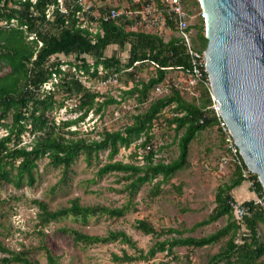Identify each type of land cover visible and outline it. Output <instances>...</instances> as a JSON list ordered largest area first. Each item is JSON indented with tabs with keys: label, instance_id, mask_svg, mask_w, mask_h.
<instances>
[{
	"label": "trees",
	"instance_id": "obj_1",
	"mask_svg": "<svg viewBox=\"0 0 264 264\" xmlns=\"http://www.w3.org/2000/svg\"><path fill=\"white\" fill-rule=\"evenodd\" d=\"M189 9L194 12L199 0H188ZM58 0H0V21L5 24L0 26V68H9L5 73L0 72V129L7 130L0 137V185L3 183L22 187L25 183L33 185L37 180L39 162L48 157L49 164L61 167L67 174L71 166L85 155L88 164L100 159V153L108 151V161L101 165L96 175L98 178L117 171L125 174L130 180L125 185L130 202L123 206L83 205L78 198L70 201V205L51 209L45 201L36 200L39 207L41 226L45 227L50 222L67 217L87 218L92 215L108 214L112 217H122L131 207L134 196L146 183H152L161 176L154 189V194L160 193V185L168 181L177 172L188 168L190 145L202 130L218 124V116L213 108L210 89L203 91L200 103L185 98L182 91L173 86L168 94L153 97L152 92L165 81L168 73L182 68L189 70V59L186 48L181 39L171 36L165 39L156 33L127 31L122 24L115 21L100 22L96 32L82 26L77 14L82 6L76 3L73 9L68 5L62 11ZM50 6H54L52 14L48 17ZM195 43L199 41V48L206 49L208 39L205 34V21L198 17L194 24ZM33 34L32 38H29ZM118 44L121 48L129 44V56L123 62L117 54L107 55L109 45ZM56 54H75L80 64H75L80 71L90 72L93 68L94 76L99 74V68L109 73L122 72L129 76L127 83L132 86L123 90L125 98L134 97L136 102H148L146 110L132 116L133 121L118 130H103L99 138H86L78 135L77 129H71L79 120L65 119L57 121L51 113L63 107L64 102L56 98L60 88L69 93L80 96L78 109L84 111L80 119H84L97 104V111H102L107 104L118 103L119 100L110 97L99 103V92H92L74 74H69L62 68L63 62L49 63ZM90 55L93 63L90 64L83 55ZM153 62L158 66L155 73L148 79L136 77V72L145 65ZM54 78V88L46 90L43 86ZM173 105V115L168 123L174 126L179 135V155L169 162L155 160L157 150L151 144L153 140L152 129L163 109ZM26 132L32 138L25 142L22 135ZM145 137L139 144L145 149L144 163L125 162L115 160V156L122 147H130L139 139ZM134 156H139L136 150ZM245 164L236 166L235 173L230 182L219 184L215 195L216 206L213 211L201 221L195 223L189 230L209 225L227 216L225 225L215 231L197 237L184 235V229L168 227L158 230L150 221L139 219L136 228L145 234L162 236L177 234L171 238L160 240L153 245L147 254L133 256L124 251L123 255L113 254L116 262L132 261L140 257L154 256L159 251L173 252L177 246L201 248L215 244L224 237H228L224 248L212 254L207 264H256L264 255V242L258 233L259 222H264L263 208L256 206L253 199L240 203L252 206L253 213L245 218V226L238 222L231 204L236 201L233 190L240 187L246 179L252 181L250 190L263 196L264 188L258 176L251 174L245 177L243 169ZM66 176L63 177L65 180ZM65 233H70L76 242L85 245L106 243L120 239L130 245L135 242L124 231H111L107 236L90 235L73 228H62ZM241 242H237V236ZM49 264H59L48 246H44ZM0 250L5 254L1 259L3 264L18 262L20 264H38L33 260L28 251H13L4 247L0 241Z\"/></svg>",
	"mask_w": 264,
	"mask_h": 264
},
{
	"label": "rangeland",
	"instance_id": "obj_2",
	"mask_svg": "<svg viewBox=\"0 0 264 264\" xmlns=\"http://www.w3.org/2000/svg\"><path fill=\"white\" fill-rule=\"evenodd\" d=\"M62 11L68 9L70 5L73 9L75 0H58ZM130 0H82L86 12L80 18L84 26H89L93 31L97 30L98 22L93 20L99 11L107 7H123ZM54 6H50L48 17L52 14ZM198 12L197 6L194 9L195 15ZM195 24L198 17H192ZM5 24L0 21V26ZM124 25V23H122ZM197 29L195 28V33ZM175 31L168 29L163 33L164 38L175 36ZM33 34L29 38H32ZM199 46V41H196ZM196 44V43H195ZM130 45L121 48L118 44L109 45L106 49L107 55L117 54L123 62L128 60ZM92 64V56L83 55ZM63 62L62 68L69 74H74L92 92H99L97 98L99 103L113 97L120 102L107 104L102 111H97V104L90 110L84 119L82 110L78 104L80 96L76 93H69L60 88L56 98L59 102H64L63 107L55 109L51 115L57 121L65 119L79 120L71 129H77L78 135L86 138H99L100 133L105 130H118L124 128L133 121L132 116L138 112L146 110L148 102L139 104L134 97H126L123 90L128 89L133 84L128 82V75L122 72L109 73L99 68V74L94 76L93 68L90 72L80 71L77 65L81 62L75 54H56L51 57L49 63ZM9 68H0L1 73H5ZM155 73L153 64L145 65L136 72V77L148 79ZM179 70H172L167 78L161 83L160 89L156 88L152 92L153 97L163 96L170 92L175 84L179 83L187 86L185 79H179ZM60 78H54L43 87L46 90L54 88V82ZM178 88V87H177ZM207 83L200 82L194 89L195 95L190 90L179 88L185 98L195 100L200 103L203 98V91L209 89ZM211 94V92H210ZM212 98L210 108L217 112L215 99ZM173 115V105L163 109L158 120L152 129L153 148L157 150L155 160L166 162L177 158L179 155V135L176 134L174 126L168 123V119ZM7 130L0 129V137L6 134ZM25 142L32 138V134L26 132L22 135ZM145 137L139 139L130 147H122L115 156V160L125 162L144 163L143 154L145 149L140 147V143ZM139 156H134L135 151ZM189 160L191 165L176 173L168 181H163L160 185V193L155 195L154 189L162 177H157L152 183H146L134 196L132 204L127 213L122 217H112L108 214L92 215L87 218L67 216L50 222L43 227L39 219V207L36 200L45 201L51 209H57L70 205V201L78 198L83 205H106L110 207L123 206L130 201L128 191H124L125 185L130 182L125 174L121 172H111L98 178L96 172L98 168L108 161V151L100 153V159L88 164L85 155L71 166L66 174L61 167H54L49 164V158L44 157L39 162V170L36 174L37 180L33 185L25 183L22 187L13 184L3 183L0 185V241L4 247L13 251H28L29 256L38 264H49L44 246H48L53 254L58 257L59 264H207L209 257L225 247L228 237L221 241L201 248L177 246L173 252L159 251L154 256L140 257L132 261L116 262L113 254L123 255L124 251L133 256L147 254L150 248L160 240L171 238L173 234L157 236L145 234L137 229L135 224L139 219L150 221L158 230L168 227L184 229V235L203 236L215 231L225 225L228 217L224 216L219 221L209 225L197 227L189 230L195 223L206 218L216 206L215 195L219 184L230 182L233 177L238 159L230 148L228 134L221 124L208 127L198 133L190 145ZM246 176L255 174L246 170ZM66 176L65 180L63 177ZM244 186V187H243ZM252 182L248 179L242 186L233 190L234 198L237 202L245 200H256L259 198L255 191L249 188ZM73 228L90 235L107 236L111 231H124L133 241L134 245L117 239L106 243H95L85 245L76 242L73 235L65 233L62 228ZM258 233L264 242V222H259ZM241 236H237V242H241ZM5 254L0 250L1 259ZM10 264H20L18 262ZM220 264H224L221 262ZM256 264H264V255Z\"/></svg>",
	"mask_w": 264,
	"mask_h": 264
},
{
	"label": "water",
	"instance_id": "obj_3",
	"mask_svg": "<svg viewBox=\"0 0 264 264\" xmlns=\"http://www.w3.org/2000/svg\"><path fill=\"white\" fill-rule=\"evenodd\" d=\"M211 90L264 188V0H200Z\"/></svg>",
	"mask_w": 264,
	"mask_h": 264
},
{
	"label": "built area",
	"instance_id": "obj_4",
	"mask_svg": "<svg viewBox=\"0 0 264 264\" xmlns=\"http://www.w3.org/2000/svg\"><path fill=\"white\" fill-rule=\"evenodd\" d=\"M76 3H79L83 7L82 0H76ZM189 6L190 4L188 3V0H130L123 7L115 6L104 8L92 18L93 20L96 19V22H98V27L100 22L115 21L119 24L124 23L123 26L127 31L147 32L163 35V33L168 29L174 30L176 33L175 36L179 37L185 46L189 59L188 71L183 70L181 67L178 68L180 71V76L178 78L185 79L187 86L177 83L175 84L176 87L188 89L192 94L195 95L193 88H195L200 82H203L209 84V89L212 94L210 77L206 67L207 58L205 49H200L198 46H196L194 23L191 21L192 17L194 16H200L205 21V10L200 3V9L195 15L194 12L190 11ZM85 12V7H83L81 11H78L77 14L79 18H83ZM82 26H84L83 23ZM85 27L89 28V26ZM153 65L155 68L158 66V64L155 62H153ZM157 88L160 89V86ZM215 109L217 110V112H215L218 116L219 124L222 125L225 132L228 134L230 148L237 156L238 165H242V163L245 164L240 152V148L235 142V138L233 137L226 121L220 115L217 102ZM246 170H249L247 166L243 169V174L248 178L251 174L246 176L244 173ZM249 171L251 172V170ZM258 196L259 198L254 200V203L256 206H259L264 210V194L263 196ZM231 204L238 222L246 227L245 218L247 215H251L253 213L252 206L245 205L237 201H232Z\"/></svg>",
	"mask_w": 264,
	"mask_h": 264
},
{
	"label": "crops",
	"instance_id": "obj_5",
	"mask_svg": "<svg viewBox=\"0 0 264 264\" xmlns=\"http://www.w3.org/2000/svg\"><path fill=\"white\" fill-rule=\"evenodd\" d=\"M242 186V185H241ZM244 187V186H243ZM250 189V188H249ZM252 191V190H251Z\"/></svg>",
	"mask_w": 264,
	"mask_h": 264
}]
</instances>
